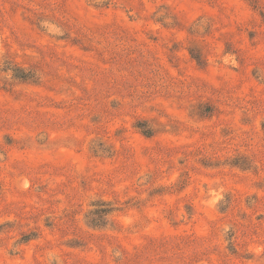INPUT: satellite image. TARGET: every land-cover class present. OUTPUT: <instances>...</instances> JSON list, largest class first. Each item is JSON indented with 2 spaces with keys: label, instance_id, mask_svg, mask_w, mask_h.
<instances>
[{
  "label": "rangeland",
  "instance_id": "obj_1",
  "mask_svg": "<svg viewBox=\"0 0 264 264\" xmlns=\"http://www.w3.org/2000/svg\"><path fill=\"white\" fill-rule=\"evenodd\" d=\"M0 264H264V0H0Z\"/></svg>",
  "mask_w": 264,
  "mask_h": 264
}]
</instances>
